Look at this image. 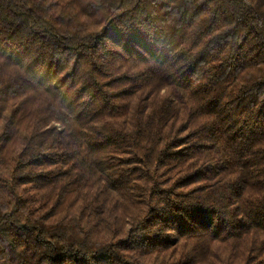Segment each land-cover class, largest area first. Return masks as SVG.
Here are the masks:
<instances>
[{"label": "trees", "instance_id": "16d2710c", "mask_svg": "<svg viewBox=\"0 0 264 264\" xmlns=\"http://www.w3.org/2000/svg\"><path fill=\"white\" fill-rule=\"evenodd\" d=\"M0 264H264V0H0Z\"/></svg>", "mask_w": 264, "mask_h": 264}]
</instances>
